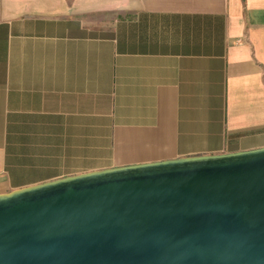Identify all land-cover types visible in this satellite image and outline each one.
I'll use <instances>...</instances> for the list:
<instances>
[{"label": "crops", "instance_id": "0c3cea01", "mask_svg": "<svg viewBox=\"0 0 264 264\" xmlns=\"http://www.w3.org/2000/svg\"><path fill=\"white\" fill-rule=\"evenodd\" d=\"M264 144V0H0V191Z\"/></svg>", "mask_w": 264, "mask_h": 264}, {"label": "water", "instance_id": "95a60500", "mask_svg": "<svg viewBox=\"0 0 264 264\" xmlns=\"http://www.w3.org/2000/svg\"><path fill=\"white\" fill-rule=\"evenodd\" d=\"M0 264H264V144L0 191Z\"/></svg>", "mask_w": 264, "mask_h": 264}]
</instances>
